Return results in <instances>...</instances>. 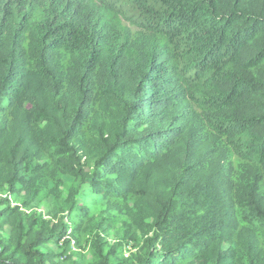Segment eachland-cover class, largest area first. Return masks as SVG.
I'll return each mask as SVG.
<instances>
[{
	"label": "trees",
	"instance_id": "16d2710c",
	"mask_svg": "<svg viewBox=\"0 0 264 264\" xmlns=\"http://www.w3.org/2000/svg\"><path fill=\"white\" fill-rule=\"evenodd\" d=\"M92 195L133 198L128 264H264V0H0V264H76Z\"/></svg>",
	"mask_w": 264,
	"mask_h": 264
},
{
	"label": "rangeland",
	"instance_id": "374dc122",
	"mask_svg": "<svg viewBox=\"0 0 264 264\" xmlns=\"http://www.w3.org/2000/svg\"><path fill=\"white\" fill-rule=\"evenodd\" d=\"M129 28L133 36L143 35L139 32V29L132 26H129ZM191 110L194 119L198 122L201 121L199 112L193 108ZM87 138H90L89 135H87ZM83 155L84 160H86V154L83 153ZM235 162L237 163L236 159ZM41 164L44 167V170L42 169L44 174L42 194L40 193V196L35 201L30 202L26 209L22 208V211L28 215V219L40 214L46 219H51V212L54 211V197L49 195V190H55L58 182L56 183L51 177L52 165H50V162L43 161ZM59 180L65 182L60 187L64 198L67 196V186L71 185L73 181L68 176H61ZM24 195V192L19 196L10 195L8 198L12 207L21 206ZM132 205L133 198L131 197L127 200L116 199L109 203L106 198H96L95 195H92L85 204L89 210V217L84 219L81 231L72 238V253L68 255L71 257L70 261L76 264H96L95 252L99 242H103V256L109 259V264H128L136 256L140 255L146 235L139 231V227L135 229L134 224H132L133 222L127 213L128 207H132ZM121 208H124V210ZM7 231H9V226H7ZM48 250L60 252L56 245H49L48 248H43L44 252Z\"/></svg>",
	"mask_w": 264,
	"mask_h": 264
}]
</instances>
